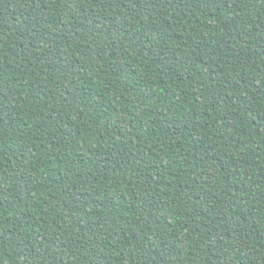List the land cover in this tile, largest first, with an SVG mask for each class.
<instances>
[{
    "label": "trees",
    "instance_id": "16d2710c",
    "mask_svg": "<svg viewBox=\"0 0 264 264\" xmlns=\"http://www.w3.org/2000/svg\"><path fill=\"white\" fill-rule=\"evenodd\" d=\"M0 264H264V0H0Z\"/></svg>",
    "mask_w": 264,
    "mask_h": 264
}]
</instances>
